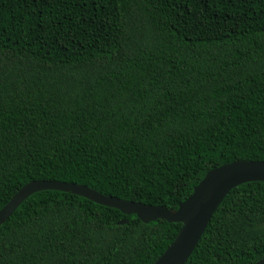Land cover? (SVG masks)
Masks as SVG:
<instances>
[{
    "label": "trees",
    "instance_id": "trees-1",
    "mask_svg": "<svg viewBox=\"0 0 264 264\" xmlns=\"http://www.w3.org/2000/svg\"><path fill=\"white\" fill-rule=\"evenodd\" d=\"M237 159L264 160V0H0V208L36 179L175 208ZM180 226L44 189L0 224V264H151ZM262 257L247 181L184 264Z\"/></svg>",
    "mask_w": 264,
    "mask_h": 264
},
{
    "label": "water",
    "instance_id": "water-1",
    "mask_svg": "<svg viewBox=\"0 0 264 264\" xmlns=\"http://www.w3.org/2000/svg\"><path fill=\"white\" fill-rule=\"evenodd\" d=\"M247 181L264 182V160L237 159L208 169L194 185L192 192L175 208L147 204L104 194L83 183L56 179H36L24 183L0 208V224L30 194L44 189H58L84 196L97 203L120 209L124 214H135L143 222L165 219L180 222L174 239L151 264H184L194 250L213 212L226 194ZM123 217L119 223H128ZM252 264H264V257Z\"/></svg>",
    "mask_w": 264,
    "mask_h": 264
}]
</instances>
